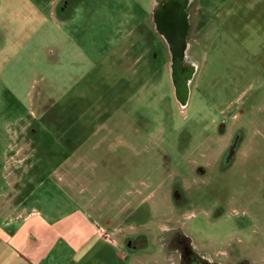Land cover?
Here are the masks:
<instances>
[{
  "label": "rangeland",
  "instance_id": "obj_1",
  "mask_svg": "<svg viewBox=\"0 0 264 264\" xmlns=\"http://www.w3.org/2000/svg\"><path fill=\"white\" fill-rule=\"evenodd\" d=\"M60 2L0 0V264L35 225L86 222L90 253L113 237L108 264H179V231L211 261L264 264V0L195 1L187 108L155 64L150 0L139 17L129 0Z\"/></svg>",
  "mask_w": 264,
  "mask_h": 264
},
{
  "label": "flooded vegetation",
  "instance_id": "obj_2",
  "mask_svg": "<svg viewBox=\"0 0 264 264\" xmlns=\"http://www.w3.org/2000/svg\"><path fill=\"white\" fill-rule=\"evenodd\" d=\"M60 1V7L62 6L64 8H61L65 9L66 6H72L78 0ZM129 1L131 2L134 15L136 17L141 16V0ZM195 1L196 0H150V16L152 17L153 21V28L151 31L153 35H157L161 39L164 46V48L159 51L155 50V53L156 51L158 52L156 55L157 58H155V64H158L159 60H162V58L166 56L171 69V77L175 86V90L177 92H184L186 95V108L188 107L190 101V87L195 78L196 71L194 66L196 65L189 56V46L186 50L179 49L175 51L173 50L171 43L168 41V37H180L184 31V28L186 27L188 43L192 29L190 21V9L194 5ZM160 55L162 57H160ZM176 98L180 102V99L177 97V95ZM233 150L235 152V147ZM231 154L232 153H230L223 161V170L227 169L224 168L225 165L230 167L231 162L234 159V155L231 156ZM176 194H178L177 200L181 198L179 193ZM129 244L130 248L135 250V252L130 251V254L133 255L140 253L149 246L148 240L144 238V236L124 239L125 248H127ZM168 246L174 247V250L179 253V264H222L221 262L211 261L210 255L207 253H197L193 247L194 245L192 240L180 231L169 239ZM237 264H249V262L247 260H241Z\"/></svg>",
  "mask_w": 264,
  "mask_h": 264
},
{
  "label": "crops",
  "instance_id": "obj_3",
  "mask_svg": "<svg viewBox=\"0 0 264 264\" xmlns=\"http://www.w3.org/2000/svg\"><path fill=\"white\" fill-rule=\"evenodd\" d=\"M208 1L209 3H204L202 0V5L205 7H213L215 2L221 3V0ZM229 1L230 0H222V3H228ZM31 214L32 213H29L28 215ZM29 218L30 217L27 216L25 219ZM89 225L90 224L86 222L84 224L60 227V229L57 230V234L38 233L35 228L37 225H35V227H32L30 238L26 233L23 238L15 239V249L13 247L10 248L20 260L18 262V260L15 259L14 262L9 258V264H108V261L113 263L99 247L102 243L106 246L108 244L112 246L111 243H114L113 237L105 230L99 232L101 241L97 242V246H95L93 250L94 253L89 252L94 241L92 234L87 231L91 226ZM11 242H14V239ZM84 252H89L88 256H83L81 254ZM116 257L121 260L124 258L119 255Z\"/></svg>",
  "mask_w": 264,
  "mask_h": 264
},
{
  "label": "water",
  "instance_id": "obj_4",
  "mask_svg": "<svg viewBox=\"0 0 264 264\" xmlns=\"http://www.w3.org/2000/svg\"><path fill=\"white\" fill-rule=\"evenodd\" d=\"M168 41L171 43L172 45V48L173 50L177 51V50H186L187 47H188V43H187V39H188V35H187V31H186V27L184 28V31L182 32L181 36L180 37H168ZM195 68V71H196V66H194ZM176 95L177 97L180 99V102H181V105L182 107H185L186 105V102H185V99H186V95L184 92H177L176 91ZM127 249L131 252H135L134 249H131L130 248V244L128 245Z\"/></svg>",
  "mask_w": 264,
  "mask_h": 264
}]
</instances>
